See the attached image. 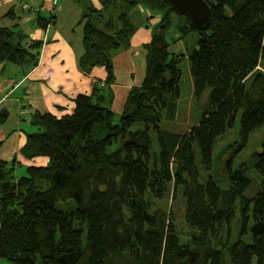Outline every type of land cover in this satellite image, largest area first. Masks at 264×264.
<instances>
[{
	"label": "trees",
	"instance_id": "1",
	"mask_svg": "<svg viewBox=\"0 0 264 264\" xmlns=\"http://www.w3.org/2000/svg\"><path fill=\"white\" fill-rule=\"evenodd\" d=\"M205 1L212 22L204 29L165 0H99L98 8L83 2L80 65L85 74L104 67L107 85L110 52L126 48L137 30L130 11L160 14L145 46L144 83L130 91L118 119L100 83L92 95L76 98L72 113L35 116L20 156L40 159L41 166L16 178L0 160V258L12 264H224L228 250L230 264H264V140L239 167L229 158L228 189L219 190L212 174L217 143L230 130L239 126L230 146L239 154L264 129V0ZM105 12L114 13V33L101 27ZM37 21L47 27L54 18ZM171 30L183 38L202 35L187 48L199 118L186 131L163 124L175 120L181 97V62L170 51L181 39L169 42ZM15 38L23 36L0 28V60L35 62L40 44L25 48ZM8 117L0 112V123ZM251 173L261 180L253 197L245 194ZM170 193L182 197L186 242L163 205ZM238 210L241 229L230 243Z\"/></svg>",
	"mask_w": 264,
	"mask_h": 264
},
{
	"label": "crops",
	"instance_id": "2",
	"mask_svg": "<svg viewBox=\"0 0 264 264\" xmlns=\"http://www.w3.org/2000/svg\"><path fill=\"white\" fill-rule=\"evenodd\" d=\"M84 1L95 8L100 5L99 0H0V28L19 32L25 45L30 40L40 44L33 52L38 53L35 62L17 65L0 60V112L9 113L7 121L0 123V160L13 167L16 178L24 176L35 162L22 158L20 150L27 133L34 131L37 114L60 117L72 113L76 98L92 95L100 83L102 93L112 95L107 103L120 115L130 91L144 83L145 46L152 40L160 14L142 7L130 11L137 30L126 48L110 52L113 81L107 85L104 67L85 74L80 65L85 54ZM39 17H53L54 22L41 27ZM0 264L12 263L0 258Z\"/></svg>",
	"mask_w": 264,
	"mask_h": 264
},
{
	"label": "rangeland",
	"instance_id": "3",
	"mask_svg": "<svg viewBox=\"0 0 264 264\" xmlns=\"http://www.w3.org/2000/svg\"><path fill=\"white\" fill-rule=\"evenodd\" d=\"M81 7L84 8L82 4H81ZM105 13H106L105 16L103 15V18L100 22L101 27H104L106 24L108 25L107 30L114 33L115 28H114L113 23H115V20H112L113 18L111 19V17H109L110 15H114V13H110V12H105ZM165 13H170V11L168 9H165ZM90 15L93 16L92 14ZM115 16H117L116 13H115ZM93 18H96L97 20L100 21V18L98 19L96 15H94ZM83 25H84V22H83ZM201 36L202 35L200 33L195 32L183 38L182 36H179V34H174L173 30L168 32L169 42L172 43L173 40L174 42H176L178 39H181L180 41H177L178 43L176 42L177 44L176 43L172 44L170 51L177 55V59H180L182 79L180 83L181 97L178 101V114L175 120L171 122L164 121L163 124L165 128L175 129L178 131H186L199 118V110L197 108L196 101L194 98L193 79L190 73V61L187 58L188 56L187 48L189 51H191V47L193 46V41L201 38ZM15 39H16L15 43H18V41H20L18 40V38H15ZM22 40H24V38ZM22 40L20 42H23ZM23 45L25 46V48L31 47L32 45L31 40L27 42L26 45L25 44ZM17 65H20V64H17ZM119 116H120L119 114H116L117 119ZM239 132H240L239 126H236L233 130H230L223 138H221L219 142L217 143L216 150H215V158H214V171L212 174L215 176V180L217 181L219 190L229 188L228 182L226 180L227 179V167H228L227 163L229 161V158L231 157L232 159L233 168L239 167L240 164H242L245 160H247L253 152L258 150L261 142L264 140V129H260L256 131L255 133L251 135V138H250V141L247 147L238 154L236 153L237 146H233L232 148L230 146L237 142L239 138ZM41 164H42V160L37 159L31 165L41 166ZM28 168L29 167H27V169ZM260 187H261V180L259 176L256 175L255 173H251V185L246 190L245 194L249 195L250 197H253L254 195H256ZM206 192L210 197L212 196L214 197L217 195L216 191L213 192L211 190H206ZM69 204H72V202L67 203L65 206ZM163 205L165 206L167 210L170 209L174 212V215L176 217V223L178 224V228L180 229V233L182 235V240L186 242L185 240H187L188 238L189 231L184 221L185 208H184L181 195H179V197L176 200H174L172 194L170 193L169 195H167V198L164 201ZM240 229H241V218H240V214L238 210L237 219L231 225L232 237H231L230 243H233L236 241L239 235ZM224 264H230V255H229L228 250L225 252Z\"/></svg>",
	"mask_w": 264,
	"mask_h": 264
},
{
	"label": "water",
	"instance_id": "4",
	"mask_svg": "<svg viewBox=\"0 0 264 264\" xmlns=\"http://www.w3.org/2000/svg\"><path fill=\"white\" fill-rule=\"evenodd\" d=\"M171 8L189 18L197 29H204L212 22L211 6L205 0H165Z\"/></svg>",
	"mask_w": 264,
	"mask_h": 264
}]
</instances>
